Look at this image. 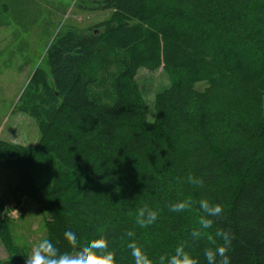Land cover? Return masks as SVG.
<instances>
[{
	"label": "trees",
	"instance_id": "1",
	"mask_svg": "<svg viewBox=\"0 0 264 264\" xmlns=\"http://www.w3.org/2000/svg\"><path fill=\"white\" fill-rule=\"evenodd\" d=\"M94 1L110 17L58 34L51 76L37 69L28 86L40 91L38 146L0 143V158L23 169L20 192L52 216L46 240L59 255L103 239L116 264H134L130 244L149 264L178 248L208 264L227 235L232 264H264V0ZM161 67L173 85L151 120L136 77ZM133 182L141 201L128 195ZM201 201L224 211L210 217ZM142 212L156 222L142 227ZM10 251L5 264H26V251Z\"/></svg>",
	"mask_w": 264,
	"mask_h": 264
},
{
	"label": "rangeland",
	"instance_id": "2",
	"mask_svg": "<svg viewBox=\"0 0 264 264\" xmlns=\"http://www.w3.org/2000/svg\"><path fill=\"white\" fill-rule=\"evenodd\" d=\"M96 6L94 0H0V143L15 144L22 149L38 146L41 128L33 112L39 107L40 91L34 87L30 91V81L37 69L51 76L47 51L58 34L75 29L88 33L110 17L112 10ZM247 38V35L242 37ZM218 39L219 45L232 40L230 36H218ZM204 43L213 44L211 38ZM136 82L146 101L148 117L155 120L157 95L173 85V80L162 67L155 71L142 68ZM208 84L203 81L197 87L203 91ZM23 95H28L26 102ZM248 110L246 103L242 112ZM42 163L49 168L54 161ZM22 175V168L0 158V198L4 203L0 211L3 224L0 264H5L11 257L10 249L16 246L31 256L47 239V223L52 220L50 212L40 203L20 192ZM140 189L134 183L128 195H135L141 201Z\"/></svg>",
	"mask_w": 264,
	"mask_h": 264
},
{
	"label": "clouds",
	"instance_id": "3",
	"mask_svg": "<svg viewBox=\"0 0 264 264\" xmlns=\"http://www.w3.org/2000/svg\"><path fill=\"white\" fill-rule=\"evenodd\" d=\"M200 206L210 217H217L224 211L220 205L210 206L207 201H201ZM184 208V203L172 206L173 211H180ZM140 215L144 217L139 221L142 227L153 224L158 218L154 212L148 213L146 217L143 212ZM200 223L203 228L211 227V223L208 220L202 219ZM193 235L198 236L199 233H193ZM65 236L71 241L76 240V234L74 232H65ZM224 241V244L205 252L208 264H217V257L221 258L220 264H232L231 256L229 255L230 249L228 247L230 240L227 235L224 236ZM107 248L108 243L105 240L95 239L86 246L80 247L75 253L57 255L52 248L51 242L45 240L39 247L33 250L31 256L26 257V264H116V259L111 253L102 254L99 251ZM129 248L134 258V264H149L147 255L140 247L135 244H130ZM168 264H199V261L194 256L186 253L182 248H178L176 253L168 260Z\"/></svg>",
	"mask_w": 264,
	"mask_h": 264
}]
</instances>
